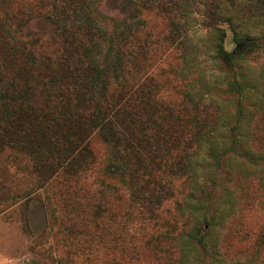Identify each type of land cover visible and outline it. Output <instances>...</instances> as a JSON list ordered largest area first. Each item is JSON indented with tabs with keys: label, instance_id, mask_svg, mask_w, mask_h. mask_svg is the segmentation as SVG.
<instances>
[{
	"label": "rangeland",
	"instance_id": "1",
	"mask_svg": "<svg viewBox=\"0 0 264 264\" xmlns=\"http://www.w3.org/2000/svg\"><path fill=\"white\" fill-rule=\"evenodd\" d=\"M106 2L89 0L83 12L102 31L93 48L100 62L110 42L125 44L124 27L138 22V62L158 95L182 109L185 120L202 121L193 103L206 106L212 133L188 173L164 178L171 198L162 201L161 219L148 225L128 190L102 174L108 153L100 140L90 145V173L43 188L25 156L4 148L0 264H179L185 240L179 243L166 225L179 228L198 215L212 218L203 230L217 256L208 245H190L180 264H264V244L256 243L264 228V155L255 148L264 139V0ZM30 27L50 29L42 18ZM219 48L239 59L224 62ZM234 211L239 231L237 221L227 224Z\"/></svg>",
	"mask_w": 264,
	"mask_h": 264
},
{
	"label": "trees",
	"instance_id": "2",
	"mask_svg": "<svg viewBox=\"0 0 264 264\" xmlns=\"http://www.w3.org/2000/svg\"><path fill=\"white\" fill-rule=\"evenodd\" d=\"M88 2L0 0V152L23 154L43 188L90 173L95 164L90 145L98 139L108 153L102 174L128 190L147 225L157 223L162 201L172 195L164 178L189 172L194 153L212 133L213 116L193 103L203 120H185L182 109L158 95L138 62V22L122 30L124 45L109 43L106 64L101 63L93 48L102 31L83 17ZM38 18L47 21L48 31L30 27ZM219 56L224 62L239 59L222 48ZM257 139L255 148L264 155V139ZM177 208L183 211L181 204ZM235 212L227 224L237 221L239 231ZM211 219L186 216L179 228L166 225L179 243L185 240L179 264L190 245L202 250L208 245L207 253L217 256L203 230ZM256 243L264 244V228Z\"/></svg>",
	"mask_w": 264,
	"mask_h": 264
}]
</instances>
